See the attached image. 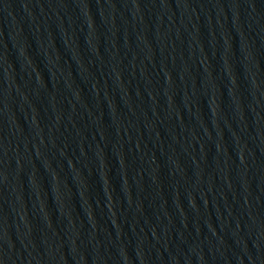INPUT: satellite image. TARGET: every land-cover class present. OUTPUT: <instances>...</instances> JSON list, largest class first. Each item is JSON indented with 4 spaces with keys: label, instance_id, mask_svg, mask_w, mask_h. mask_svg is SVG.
Wrapping results in <instances>:
<instances>
[{
    "label": "water",
    "instance_id": "95a60500",
    "mask_svg": "<svg viewBox=\"0 0 264 264\" xmlns=\"http://www.w3.org/2000/svg\"><path fill=\"white\" fill-rule=\"evenodd\" d=\"M8 264H264V0H146Z\"/></svg>",
    "mask_w": 264,
    "mask_h": 264
}]
</instances>
